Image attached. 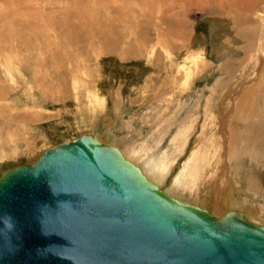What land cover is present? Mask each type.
<instances>
[{
    "label": "rangeland",
    "instance_id": "rangeland-1",
    "mask_svg": "<svg viewBox=\"0 0 264 264\" xmlns=\"http://www.w3.org/2000/svg\"><path fill=\"white\" fill-rule=\"evenodd\" d=\"M263 29L264 0H0V174L83 134L121 150L156 147L164 135L156 153L197 109L198 129L160 186L167 192L207 109L234 189L219 202L211 186L198 200L264 224V65L248 63L247 39L254 32L256 44ZM237 187L246 204L216 212L214 201ZM180 197L194 202L187 190Z\"/></svg>",
    "mask_w": 264,
    "mask_h": 264
},
{
    "label": "water",
    "instance_id": "water-1",
    "mask_svg": "<svg viewBox=\"0 0 264 264\" xmlns=\"http://www.w3.org/2000/svg\"><path fill=\"white\" fill-rule=\"evenodd\" d=\"M0 264H264V224L174 199L83 134L0 174Z\"/></svg>",
    "mask_w": 264,
    "mask_h": 264
},
{
    "label": "bare ground",
    "instance_id": "bare-ground-1",
    "mask_svg": "<svg viewBox=\"0 0 264 264\" xmlns=\"http://www.w3.org/2000/svg\"><path fill=\"white\" fill-rule=\"evenodd\" d=\"M246 7H251V6H246ZM248 35H249V36H247L248 42H249V44H254V50H255V53L253 54L250 62H248V63L252 64L253 61L255 62L256 58H258L260 61V59H261L260 57H262L263 58L262 64L264 65V29L260 33L259 40L257 39L256 44H255V40H256L255 33L250 32ZM246 66H248V65H246ZM260 70H261V68H260ZM249 71H251V70H249ZM185 74H186V76H187V74L190 75L189 71H186ZM261 75H263V73H261ZM261 80L264 83V78H261ZM253 93L254 92H252V94ZM98 99L99 98H96L97 101H98ZM208 100H211V98H209ZM206 107H207V105H206ZM117 108L118 107H116L115 111H117ZM207 108L209 109V107H207ZM206 110L207 109H205V113H204V120L205 121L203 122V125L201 126V131L197 136L196 144H195V146L193 145L194 147L191 149L189 155L183 161L179 170L174 175L173 180H172L171 185H170V188L168 190H166L167 192H165V193H167L169 196H171L174 199H177L183 203H187V204L198 206L202 209H205L211 215H213L215 217H220V216L213 214L210 210L206 209L205 208L206 205L203 206L204 204H207L206 203L208 201L207 199L198 200V197L201 196V193L203 192V194H204V192H207L211 188V186L214 187V190H217L216 197L218 198V200L220 199V196H221V194H223V192L228 191L229 195H231V193L233 194V191L231 192L230 188L234 189L231 186L232 184H234V183H231V182H233V179L232 178L229 179L228 176H230V175H228V174H227V176H224L225 175L224 172L222 174V170H220V169H222V164H220L219 161H217V160H219V157H217V159H216L214 156V153L216 152V150L218 148L217 147L214 148L213 142L211 140H213V138H215V137L219 138L220 135L217 134L218 129H216L215 127L212 126V125L216 124L217 119L215 120L212 116L213 114L211 115L210 112H208L209 110L208 111H206ZM198 115H200V114H199V111L197 109H194L193 111H191L188 114L187 118L180 123L179 127L177 128L176 132L172 135V137L169 138L170 140H169L167 146L165 147V149L158 150L156 153L153 151L151 152V150H152V148H157V149L159 148L161 143H163L162 140L164 138L163 137L164 135L159 136L158 139H155L153 141L154 146H156V147L151 146L146 141L142 142L138 148H133V149L128 148V147H124V149L121 150V149H118L117 146H113V147H115L119 151V153L122 155V157L124 159H126L127 161L132 163L135 167H137L139 169V171L142 173V175H144L149 181H151L152 183H154L160 187L168 179V177H169L170 173L172 172L174 166H176L175 164H176L178 158L183 154V152H185L184 150H185V148H186V146H187V144L191 138V135L194 133V131L196 130V128L198 126V123H197L198 118H199ZM209 123H211V125H209ZM216 134H217V136H216ZM211 135H213V136L215 135V137L210 139ZM223 136H225V135H223ZM242 136H246V135H242ZM233 137L235 138V136H233ZM93 138L102 142L101 140H99L98 138H96L94 136H93ZM234 138L232 140H235ZM220 142H221V138H220ZM220 142L218 139V143H220ZM209 143L212 144L213 150H211L212 148L209 149L210 147L208 148ZM104 144L109 145L107 143H104ZM110 146H112V145H110ZM127 148L129 149V151L126 152L125 150H127ZM220 152H221V150H220ZM223 159H222V161H223ZM226 173H227V170H226ZM228 173H229V171H228ZM230 183H231V185H230ZM186 190H187V192H189V199L191 201L201 202V204H199V203L192 204L194 202L189 203V202H186L184 200L182 201L180 199L182 197H180V196H184ZM239 190L241 191L242 189H239V187H237V189L235 190L236 195L234 197L232 196V198H228L229 196H227L226 199L223 198V199H225V201L227 200V198L229 200L228 202H224V204L219 203L221 200H219V202L217 200H215V201L213 200L214 201V207H215L214 209L216 210V212L221 211L222 207L223 208L224 207H229V208L235 207L236 203H238L241 207L243 205H245L246 203L243 201L244 199L242 200L241 197L238 198L240 193H241V192H239ZM176 194H178V195H176ZM236 196H238V197H236ZM218 203H219V205H217ZM229 211H234L235 213L242 215L243 217H245L246 219H248L252 223L260 224V223H257L256 221H254L253 219L248 218L244 213L239 212V210L237 211L236 209L227 210L222 215H224L226 212H229Z\"/></svg>",
    "mask_w": 264,
    "mask_h": 264
}]
</instances>
